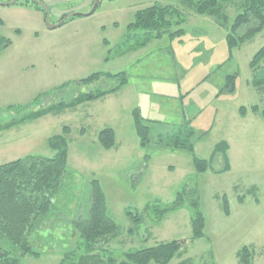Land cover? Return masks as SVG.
I'll list each match as a JSON object with an SVG mask.
<instances>
[{"label":"rangeland","instance_id":"374dc122","mask_svg":"<svg viewBox=\"0 0 264 264\" xmlns=\"http://www.w3.org/2000/svg\"><path fill=\"white\" fill-rule=\"evenodd\" d=\"M11 1L0 0V36L10 43L0 52V109H30L4 111L0 125L28 111L70 102L79 94L113 89L121 80L109 77L121 73L127 83L110 97L1 132L0 165L29 155L52 158L47 140L61 136L67 127L70 194L88 195V182L96 179L108 214L119 228L99 252L101 259L121 262L126 252L183 241L169 264H239L237 252L242 247L253 252L250 264H264V120L260 115L264 86L257 89L250 84L253 71L249 68L264 46V28L231 52L225 40L235 16L243 11L244 0L224 5L225 26L214 17L184 8L178 0H97L91 15L94 0H38L46 15L26 1L6 5ZM155 4L178 9L184 22L142 45L144 33L130 24L136 12ZM72 15L73 19L57 26L61 17ZM254 25L242 26L235 36L241 37ZM178 30L182 32L169 35ZM262 70L264 60L256 72ZM93 74L102 78L89 85L79 83ZM234 74L235 90L226 93V77ZM241 107L246 109L244 115L239 113ZM252 107L259 112L251 111ZM134 109L150 129V143L144 148L133 128ZM105 128L115 133V147L109 151L97 143L98 132ZM188 129L193 134L187 138ZM175 136L192 144L194 156L207 162L205 172L195 171L189 151L167 147ZM222 143L227 145L225 155L215 151ZM225 166L228 169L223 171ZM184 185L197 191L198 211L204 218L203 236L195 240L191 239L194 211L189 197L180 209L163 216L150 209L155 206L161 211L170 205ZM223 197L228 215L223 212ZM127 212L142 219L133 233H128L133 223ZM52 236L32 240L40 257L25 256L21 263L58 264L79 242L69 224Z\"/></svg>","mask_w":264,"mask_h":264},{"label":"trees","instance_id":"16d2710c","mask_svg":"<svg viewBox=\"0 0 264 264\" xmlns=\"http://www.w3.org/2000/svg\"><path fill=\"white\" fill-rule=\"evenodd\" d=\"M38 3L40 1L35 0ZM181 5L195 14L200 16H208L216 18L221 26L227 24V18L224 15V5L236 0H178ZM29 2V1H26ZM36 11L45 14L44 9L35 2H29ZM243 11L236 15L229 33L226 36V43L229 52L241 46L247 40H251L258 35L264 28V0H244L242 4ZM65 16L61 17V21ZM73 19V17L68 20ZM184 22L178 9L172 6L153 5L149 8L138 11L134 14L133 23L130 28L140 30L144 33V42L152 39H158L169 30L172 25H181ZM254 23V27L247 30L241 37H236V32L246 25ZM2 21L0 20V26ZM182 32L178 30L169 35ZM9 41L0 36V52L9 46ZM264 60V46L260 48L252 57L249 68L252 72L250 84L255 88L264 86L262 78L263 71L256 72L257 66ZM261 76V80L258 79ZM102 78L99 74H93L84 80L79 81L80 84L89 85ZM120 79L117 87L99 92H90L79 94L70 102H61L55 105L42 107L36 111L23 114L19 119L0 125V133L10 130L22 124L31 123L49 114L63 112L66 109L75 108L83 103L99 100L106 95L114 93L120 87L127 83L125 73L118 74L113 77ZM237 75L227 76L224 91L233 93L235 90V81ZM263 85V86H261ZM222 93V90H221ZM30 108H14L9 107L4 110L0 109V114L10 111L17 113L26 111ZM251 111L259 112L257 107H252ZM246 109H239L240 115H244ZM260 115L264 120V110L260 111ZM133 128L139 140L141 148L146 147L150 143V129L144 124L139 111H132ZM69 133V128L64 127L61 136L52 137L47 140L48 148L54 153L52 158H46L37 155H29L19 158L15 161L0 165V264H22L21 258L31 256L40 257V254L31 246V241L39 242L45 239H51L52 232L65 225H70L74 231L78 233V244L75 250L63 254L58 264H169L171 260L180 252L184 242L171 241L160 243L154 247L140 249L124 254V260L117 262L112 258L106 260L101 259L99 252L114 239L119 231L117 224L109 216L105 194L96 179L88 182V195L82 194L76 196L70 194L69 180L71 175L67 172L68 160V143L65 136ZM193 132L188 129L185 135L191 137ZM171 149H185L192 156L197 173L205 172L207 162L198 159L193 154V146L185 139L179 141V136H175L172 140ZM98 145L106 151L111 150L115 146V134L110 128H105L98 132ZM220 150L223 155L227 150V145L222 143L218 145L215 151ZM145 158H147L145 156ZM228 168L225 166L223 171ZM197 191L188 190L184 185L182 192L177 193L174 202L167 205L161 211L157 207H148L161 216L178 210L185 202V198L189 197V207L194 211L191 219V239H199L203 236L204 218L198 211V201L196 198ZM223 212L229 214L228 203L225 197L222 198ZM131 218L133 227L128 233H133L135 229H139L142 225V219L132 213L127 212ZM65 219V222H61ZM63 223V224H61ZM69 228V227H68ZM47 232L46 235H43ZM253 252L247 247H242L237 252L239 264H250ZM179 264H189L183 261Z\"/></svg>","mask_w":264,"mask_h":264},{"label":"water","instance_id":"95a60500","mask_svg":"<svg viewBox=\"0 0 264 264\" xmlns=\"http://www.w3.org/2000/svg\"><path fill=\"white\" fill-rule=\"evenodd\" d=\"M18 1H20V0H13V1H11L10 3H7L6 5H13V4L17 3ZM31 1L37 3L38 5H40V6L44 9L45 13L47 14V9H46V7H45L43 4L38 3V2L35 1V0H31ZM96 5H97V0H94L93 6H92L91 10L89 11L88 15H91V14L94 12V10H95V8H96ZM71 17H74V15H72V16H68V17H65L63 20H61V21L57 24V26H58V27L61 26L65 21H67V20H68L69 18H71ZM55 27H56V26H48L49 29H53V28H55Z\"/></svg>","mask_w":264,"mask_h":264},{"label":"flooded vegetation","instance_id":"af4514ba","mask_svg":"<svg viewBox=\"0 0 264 264\" xmlns=\"http://www.w3.org/2000/svg\"><path fill=\"white\" fill-rule=\"evenodd\" d=\"M21 1H29V2H30L31 0H20V1H18L17 3H15V4H18V3H20ZM31 2H32V1H31ZM93 3H94V2H93ZM64 18H65V17H64ZM64 18H63V19H64ZM63 19H62V20H63ZM59 22H60V21H59ZM65 22H66V21H65ZM65 22H64V23H65Z\"/></svg>","mask_w":264,"mask_h":264},{"label":"crops","instance_id":"0c3cea01","mask_svg":"<svg viewBox=\"0 0 264 264\" xmlns=\"http://www.w3.org/2000/svg\"><path fill=\"white\" fill-rule=\"evenodd\" d=\"M262 88V87H261ZM258 89V88H257ZM116 93V92H115ZM112 95H114V93H111V94H109V95H106L105 97H110V96H112ZM104 98V97H103ZM102 99V98H101ZM78 107V106H77ZM115 134V133H114ZM115 147V146H114Z\"/></svg>","mask_w":264,"mask_h":264}]
</instances>
